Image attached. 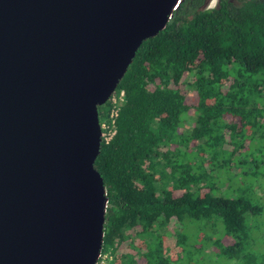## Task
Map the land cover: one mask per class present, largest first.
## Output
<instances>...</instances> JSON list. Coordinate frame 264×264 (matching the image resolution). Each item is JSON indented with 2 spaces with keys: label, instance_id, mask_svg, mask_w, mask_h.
Wrapping results in <instances>:
<instances>
[{
  "label": "trees",
  "instance_id": "trees-1",
  "mask_svg": "<svg viewBox=\"0 0 264 264\" xmlns=\"http://www.w3.org/2000/svg\"><path fill=\"white\" fill-rule=\"evenodd\" d=\"M205 5L181 0L115 88L123 92L115 134L94 162L106 197L99 260L108 264L240 261L248 231H260L249 223L263 210L254 184L264 172L238 152L242 136L264 128V0ZM191 109L198 129L187 132ZM109 110L108 101L97 107L99 123ZM217 227L221 236L202 233ZM161 233L174 235L176 255L167 257Z\"/></svg>",
  "mask_w": 264,
  "mask_h": 264
},
{
  "label": "water",
  "instance_id": "water-1",
  "mask_svg": "<svg viewBox=\"0 0 264 264\" xmlns=\"http://www.w3.org/2000/svg\"><path fill=\"white\" fill-rule=\"evenodd\" d=\"M181 0H0V264H95L97 107Z\"/></svg>",
  "mask_w": 264,
  "mask_h": 264
},
{
  "label": "rangeland",
  "instance_id": "rangeland-1",
  "mask_svg": "<svg viewBox=\"0 0 264 264\" xmlns=\"http://www.w3.org/2000/svg\"><path fill=\"white\" fill-rule=\"evenodd\" d=\"M216 1L217 0H206L205 8L214 7L216 4ZM232 2L237 3V0H232ZM187 103L194 105V106H196V104L198 103L195 99V95L192 92L189 95V97L187 96ZM209 112H211V109L209 107L200 109V113L202 114L208 115ZM196 114L197 112L194 109H191V111L189 112L187 116V119L184 121V125H183L184 131L192 132L193 129L195 128L198 129V127L195 125L194 120H193ZM224 122L226 123L228 122V120L225 119ZM261 130H262L260 133L261 135L257 133L254 136H251L248 138L246 136L245 137L242 136V139L245 142L246 148L243 150V152H238V153H241V155L243 156L251 155L250 157L258 162L257 168H256L258 173L264 172V138H263L264 128L262 127ZM224 147L226 149H229V146L226 144ZM233 155H236V152H234ZM262 177L263 178L260 179L259 182L255 181L256 183L254 184V186H257L259 183L258 185L260 186V189L258 192L259 202H260L259 204L262 206L263 210L260 216H258L253 221H250L249 223L250 226H253L254 223L257 224L260 227V231H254L253 229L252 231H248V236L250 238V246H249L250 249L246 251L247 254L243 256L242 260L240 261L224 259L221 261L214 262L213 264H244V263H247V264H262L263 263L264 264V260H261L260 258L261 255H264V176ZM223 186L224 184H219L220 192H224ZM225 189H226V186H225ZM224 194L227 195L225 192ZM176 195L177 196L179 195V191L176 192ZM220 230H221L220 228H218L217 231H213L209 229L208 231L205 230L202 233L206 236L214 234L217 237V236H221L222 234V231ZM188 231H196V230L192 227H189ZM161 234H163L164 246H165L167 257L174 256V254L176 255L177 250L174 249V246H175L174 235L168 234V233L167 234L161 233ZM222 241H224V239ZM122 250L125 252H132V250L125 245L123 246ZM95 264H108V263L106 262V258L102 257L100 260H97ZM200 264H212V263L210 261H200Z\"/></svg>",
  "mask_w": 264,
  "mask_h": 264
},
{
  "label": "built area",
  "instance_id": "built-area-1",
  "mask_svg": "<svg viewBox=\"0 0 264 264\" xmlns=\"http://www.w3.org/2000/svg\"><path fill=\"white\" fill-rule=\"evenodd\" d=\"M107 101L110 103V110L107 119L101 123L98 121L100 129V144H107L115 134V119L118 115L119 107L123 102V92L119 91L116 93L114 90L108 97ZM97 260H99V255Z\"/></svg>",
  "mask_w": 264,
  "mask_h": 264
}]
</instances>
